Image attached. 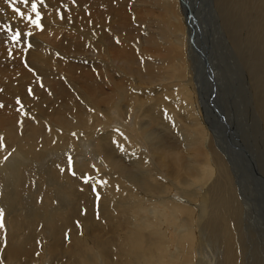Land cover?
<instances>
[{
    "label": "bare ground",
    "instance_id": "6f19581e",
    "mask_svg": "<svg viewBox=\"0 0 264 264\" xmlns=\"http://www.w3.org/2000/svg\"><path fill=\"white\" fill-rule=\"evenodd\" d=\"M63 1L76 3L75 0ZM96 1L104 4L108 10L103 11L101 21L94 24L100 29L101 36L85 35L76 30L85 37L83 46L52 49L67 58L79 56L94 59L90 62L92 65L82 63L86 66L84 68L97 70L99 76L107 78L111 92H104L101 81L94 86L93 77L88 71L90 75L81 85L80 97L90 102L81 99L79 102L76 100L78 96L72 97L55 79L61 74L56 71L55 75L42 76L53 92V107L30 119L27 129L22 132L15 126V113L0 115V166L3 169L0 174L5 177V180L0 179V211L6 216L2 221L6 226L3 230L7 231L5 237L0 235V249H3L0 263L15 264L22 259L26 264H39L44 252L45 255L61 253L69 264H91V258L86 254L91 251L89 244L94 243L100 255L94 259L101 260L102 264H250L246 261L249 259H245L244 250L245 232L248 242L254 238L253 233H249L253 232V213L248 216L245 211L248 208L245 182L249 167H245L246 171L240 169L237 158H245V153L238 150L236 139L232 143L223 131L234 137V125L237 124L234 115L240 112L237 117H242L245 108V92L240 93V90L247 87L249 111L254 114V110H258L259 123L253 122L255 134L264 137V0H204L202 9L198 3L191 4L189 9L191 0H160L162 9L157 6L158 0ZM0 7L5 8V15L9 19L19 22L22 31L32 30L44 38L50 36L49 29L52 32L58 30V11L52 4L40 11L47 14L41 28L27 19L28 16L35 19L31 9L26 8L28 4H16L24 16L13 11L11 0H0ZM158 10L163 11L159 26L155 23L153 27H145L141 30V36L137 29L131 27V11L135 14L142 11L154 14ZM110 11H114L117 21L104 23L103 18ZM187 19L192 26L195 21H204L205 26L197 24L199 29L189 35ZM209 20L212 25H209ZM106 31L113 32V36L105 34ZM195 33L199 35L193 36ZM135 37L140 40L141 50H132L130 46ZM218 38L219 46L222 41L232 50L231 60L233 55L242 57H238L239 63L233 61L226 67L227 78L218 65L221 61ZM87 42L88 46L85 45ZM141 56L161 59L146 61L140 68L136 58ZM34 57L46 58V66L57 64L53 56L47 55L42 48L34 51ZM57 66L61 67L59 64ZM66 68L70 72H81L79 66L75 68L66 64ZM212 68L213 75L210 71ZM237 72L243 74H237V84L241 80V86L237 88L239 98L231 100V108L236 106L237 111L233 114L227 106L224 112L223 100L226 95L233 94L229 85L233 84V76ZM129 79L128 87H124V81ZM175 84L176 92L171 93ZM174 95L178 100L171 99ZM4 98L12 102L17 99V94L6 92ZM115 105L116 113L124 121V129L104 130L111 122ZM133 114L138 117L132 122L133 132L129 133L131 125L128 127L126 121ZM24 118L28 119V116ZM206 120H212V123L209 125ZM239 124L242 127L241 121ZM208 127L214 130L213 135ZM74 130L80 131L88 145L96 150L100 156L99 160L96 157V165L105 169L96 177L97 182L91 185L92 188L96 186L94 191L78 170L80 168L85 176L88 175V168L92 167L90 162L80 163L78 171L70 169L69 159L36 168L46 153L69 148V151H73L71 157H74ZM170 130H174L177 136ZM241 132L245 135L242 129ZM133 136L142 139L148 149L138 147ZM109 137H114L115 147L119 145L128 154L132 171L126 167L127 164L123 166L110 152L104 151ZM9 151H13L12 159L17 162L15 166L3 161ZM263 156L261 160L264 163ZM24 161L26 166L30 164L32 167L22 169ZM259 174L260 179L251 184L253 189H260L257 190L258 195L264 192V175L262 172ZM46 178L51 182L45 183ZM9 182L14 185L15 192L3 187ZM55 182H59L60 186L54 191ZM237 186L240 189H236ZM89 187L91 193L96 195L97 219L93 222L89 212L91 204L87 200ZM173 191L181 202L168 196ZM16 192L19 195L13 198V203L22 207L13 214L9 212L14 205L7 204L12 203L8 197ZM24 194L30 200L40 202L31 213L28 211L32 205L22 200ZM58 196L62 202L65 197L69 205L66 206L64 202L57 206L60 200ZM256 199L263 201L261 197ZM6 206L9 212L5 211ZM29 214L31 220H25ZM41 218L45 219L44 223L40 221ZM84 229L89 230L84 232ZM46 231L52 236L50 246L44 245ZM105 236L109 240L103 242ZM61 243L64 246H60ZM170 246H175L173 252ZM258 261L256 257L252 264H259Z\"/></svg>",
    "mask_w": 264,
    "mask_h": 264
},
{
    "label": "rangeland",
    "instance_id": "374dc122",
    "mask_svg": "<svg viewBox=\"0 0 264 264\" xmlns=\"http://www.w3.org/2000/svg\"><path fill=\"white\" fill-rule=\"evenodd\" d=\"M75 1H76V3L69 4L68 2L66 3L63 0H44V3L42 5L38 6L39 11H41L42 9H46L47 7H49L50 4H52L57 9L58 16H59V20L56 21V28H58L57 32H52L51 29H49L48 31H49L50 36L49 37L46 36L44 38L40 37L38 35L39 33H35L32 30L31 31H29V30L22 31L21 28L19 27V22L15 21L13 19H9L5 15V8L0 7V76L2 75V77H0V104L3 105V107H0V115H7V114L13 115V113H15L16 114L15 126L19 127L22 132H23V129L28 128L29 123H27V122H29L30 119L36 118V114H38L39 112L44 111L50 107H53V103H52L53 99H54L53 92H52L51 88L48 86V84L45 82L44 78L42 77L43 75L44 76H50L51 74L55 75V74H57L56 71H59L61 74H59L55 79L62 84V86L65 88V90L72 97L78 96L76 100H78L79 102H80V99L82 101H85V102H90V100H88L87 98L80 97V95H81L80 90H81V88H83V86H81V85L84 84L83 83L84 79L86 77H89V75H90V74H88V71L91 73V75L93 77L94 86L96 84L100 83V81H101L103 84L102 86H103L104 92L105 93L111 92V91H109L110 90V87H109L110 84H109L107 78H103V77L99 76L97 70H89L88 68H84L86 66L83 65L82 63L91 64L90 62L93 61L94 59L92 60L90 58L88 59V57H81L80 58L79 56H75V57H70V58L75 59L74 61H72L70 58H67V57H64L63 55H61L57 50L52 49V48H57V47H61V48H65V49H70V48L75 49V48H79V47L83 46V44L85 43V37H82L80 34H78L76 32V30L82 31L85 35H91L92 34L93 36H101V32L99 31L100 29H97L94 24H98L99 21H101L103 11H108L106 9V6L104 4H100L96 0H90V1L86 0L87 2L86 1L82 2L79 0H75ZM213 2H215V0H213ZM31 3H32V0L28 3V7H26V8L31 9ZM194 3H198L199 8L202 9L203 5H204V0H191V3H190L188 8L191 9V4H194ZM157 6L160 9L163 8L160 0H158ZM88 7H92V9L91 8L89 9ZM87 11H89L90 13L89 12L87 13ZM162 14H163V11H161V10H158L154 14L146 13L143 11L135 14L134 11H131L129 13V23H130L132 28H135L139 31V35L141 36V35H143L141 30L145 29V27H148V26L153 27L152 24H155V23L157 24V26H159L158 21H159ZM212 15H213V13H211V18H212ZM46 16H47L46 13H44V14L41 13V25L44 23ZM33 17H35V14H33ZM106 18H103L104 23L109 21V20L117 21V19L115 18L114 11L108 12ZM217 18H218L217 22L219 23V27H221L222 23H221L220 17L218 15H217ZM187 22H188L189 35H190V33H194L195 29H199V26H197V24H199L202 27L205 26L203 23L204 21L202 23L195 21L194 26L189 24L190 20L187 19ZM209 25H212L210 23V20H209ZM220 30H221V32H223V25L220 28ZM17 33L20 34V39L18 41L12 39V37L14 35H16ZM105 34H107L109 36H113V32H111V31H106ZM180 35H178V37H180ZM198 35H199L198 33L193 34V36H198ZM109 41H111V40H109ZM113 42H114V38H113ZM88 44H89V42H87L85 45L88 46ZM130 46H131L132 50H139V49L141 50L139 38L135 37L133 39V41L130 43ZM227 46H229L228 39H227ZM38 48H42L47 53V55H52L53 58L55 59L56 63L61 65V67L58 68L57 64L53 65V66H46L44 63V61H46V58L36 59L34 57V51ZM217 48L221 54V58H219L221 61L218 62V65L220 64L221 69L224 71V76H225V74H228V73H225V72H227L226 67L229 66L231 63H233V61L235 63H239V60H240L239 58L242 59V57L241 56L236 57V55L235 56L233 55L232 60H231L232 50L227 48L226 45L222 41H221V46H219V38H218ZM1 49H3V50H1ZM235 49L236 48H234L233 51H235ZM227 50L229 52H227ZM148 56H150V55H148ZM79 58H80V60H78ZM153 59L157 60V59H161V58H159V57H145V56H141V57L136 58L140 68H142V64H145L146 61L153 62ZM40 60H42V61H40ZM221 63H222V65H221ZM66 64H71L75 68H77V66H79V69H81V72H80L81 77H79V75H80L79 70H77L76 72H70L66 68ZM80 66H82L84 69L81 68ZM223 68H225V69H223ZM231 70H234V68H231ZM210 71H212V75H213V68ZM237 74H240V76H242L243 73L237 72L236 75L233 76L234 77L233 84H235V86H232L233 84L229 85V90H231V92H233V94H231V96H229V95H226L225 93H223L224 95H226L225 100H223L224 112H225V106H227L231 110V111L229 110V112H232L233 114H235V112H237V111H236V106H233V108H231V100H233V98H239V90H237V88H239V86H241V80H239V84H237ZM210 75H211V73H210ZM225 78H227V76H225ZM243 78H245V77H241V79H243ZM129 82H131V79L124 81V87H128ZM202 83H203V81H202ZM211 84H212L213 88L216 90L213 81L211 82ZM175 87H176V84L171 88V93L176 92ZM225 89L226 88L223 86V90H225ZM6 92H12V93L17 94V99L15 101L8 102L4 98V94ZM224 92H226V91H224ZM244 92H245V108L241 113L242 117H237V116H239L240 112H239V114L234 115V117L237 118V120H236L237 124H239V121H241L242 127L240 126V124L238 126L239 128H237V124L234 125V126H236V130L234 131V137L228 132L225 133V131H223V133L226 135L225 137L229 141H231L232 143H234V140L236 139L238 150H242L245 153L244 154L245 158H242V157L237 158V163L240 166V169L245 170V167H249V171L247 172L248 174L246 177L247 182H245V187L247 188V190H245V192H247V194H245V195L248 199L247 200V207L248 208L245 209V211H247L248 216L253 213L252 214L253 216L251 219L253 222L252 227H251V231H253V232H249V233H253L252 236L254 238L250 242H248L247 241V232H245V238H246V241H245L246 246L244 247L245 259L246 258L249 259L246 261H248L250 264H252V263H254L256 257H258L259 258V261H258L259 264H264V192L262 191L259 194L260 195L259 196L257 194L258 193L257 190H260V189L258 187L257 188L254 187V189H253V187L251 185L254 180H256L257 178L260 179L261 174H259V172H262V174L264 175V163L261 160V156H263V154H264V137L260 134H258V136H256V134H255L253 122L255 124L259 123V119L257 117L258 110L257 109L254 110L255 115L251 114L252 112L249 111V107H248V103H247V97H248L247 87L241 88L240 93H244ZM175 95H174V97L171 98V99H174L173 101L178 100V97H175ZM198 97H199V92H198ZM168 101H170V100L168 99ZM116 104H118V100H117ZM221 106H222V104H221ZM102 107H104V106H102ZM115 108L117 109L116 105H115V107L113 106L114 110L112 109L111 122H110V124L107 125V128L104 127V130H111L112 128L115 129L117 127H118L117 128L118 130L124 129V127L122 126L124 121L120 118L119 113H116ZM24 116H28V119H25ZM136 117H138V116L137 115L134 116V114H133L126 121V125L128 127L131 125L129 127V133L133 132L132 122L134 119H136ZM214 117L216 118V116H214ZM232 117H233V115H232ZM223 119H225V117ZM40 121L44 123L43 120H40ZM209 121L206 120L205 122H207L210 125V123H212V120H209ZM236 121H234V122H236ZM209 127H208V129L211 130ZM241 129L243 132H245V135L241 132ZM256 130L258 131L259 128L257 127ZM170 131L173 133V135L177 136L176 134H174V132H175L174 130H170ZM79 132L80 131H78V130L73 131V140H74L73 144H74V146L76 144V146H75V150H76L75 156L76 157L75 156L71 157L72 156L71 154L73 151H71V150L69 151V148L62 149L63 151L61 150L60 152H58V151L50 152V153H48V155L46 153L45 155H43V158H41L39 163H37L36 168L40 169L41 166L44 167V165L46 166L49 164H56V163L60 162V160L61 161L66 160L67 161V159H71L73 165L71 164L72 166L70 169H73L76 171L79 170L81 176L83 177V180L87 181V183L89 182L87 185L91 187V185L94 182H97L96 177L100 176L102 174V172L104 173L105 169H103L102 167L100 168L96 165L97 164L96 163L97 162L96 157H98V160H99L100 156H98L96 150L94 151L88 145V143L83 138L81 132L80 133ZM211 132L213 135L214 130H211ZM239 132H241V138H239ZM78 133L81 135H79ZM242 134H243V136H242ZM132 138H134V141L138 142V145H139L138 147H140L141 149L143 148L144 150L148 149V147L146 146L145 142L142 139H138L136 136L135 137L133 136ZM109 139H110V141L106 142L105 145L106 146H107V144L108 145L110 144V145L107 147L104 146V148H106V149H104V151L105 152L108 151L107 153L110 152V155H112L114 158H116V160L120 164H123V166L124 165L126 166V164H127L126 167L127 168L129 167V169L131 170V160H129L130 158L127 157L128 154L126 152H124V149L122 147H120L119 145H116V147H115L114 137L113 138L109 137ZM84 141H85V143H84ZM108 148L111 151L114 150L113 151L114 153L111 152ZM79 151H81V152H79ZM119 151L122 152L123 155ZM118 152H119V154H118ZM12 153H13V151L12 152L9 151V153L6 156H4L3 161L5 162V164L9 163V164L15 166L17 164V162L14 159H12L13 158ZM115 153L117 156L115 155ZM218 153H220L219 150H218ZM14 155L17 156L15 152H14ZM51 155L53 157H51ZM45 156H47V157H45ZM90 156H91V158H90ZM119 156H121V157H119ZM58 158H61V159H58ZM83 159L85 161H83ZM127 159H128V161H127ZM255 160H259V162H255ZM263 160H264V158H263ZM89 162H90V166H92V167L88 166V167H90V168H88L90 173L85 176V172H81L83 170L79 168V165H80V163H82V164L87 163L88 164ZM103 162L104 161H102V164H103ZM261 162L263 163V166H261V164H262ZM75 164L77 166H75ZM27 167L31 168L32 165L29 164L26 166L25 161H24L21 164V168L26 169ZM21 168H20V170L23 172L24 170H22ZM77 168H79V169L77 170ZM257 168H259V170H257ZM129 169H128V171H129ZM0 170H3L1 166H0ZM94 170H96L97 172L94 173ZM97 173H99V175ZM0 177H1L0 178L1 180H5V177H3L2 174H0ZM93 178H94V180H93ZM47 181L51 182V180L49 178L45 179V183ZM11 184L12 183L9 182L8 183L9 187H8V185H4L3 187L7 188V189L11 188V190H13V192H15V189L13 187L14 185H11ZM57 186L58 187L60 186L59 182L54 183V185H53L54 191H55ZM94 187H96V186L93 185V188ZM91 188H90V193L88 191L89 189L87 188V195H88L87 200L91 204V209L89 212L91 213V216H93V218H92V222H93L97 219V217H96L97 211L95 210V208H96L95 207V200H96L95 196L96 195L91 193V191L93 189V188L92 189ZM9 189H8V191L10 192ZM236 189H240V187L237 186ZM93 191H94V189H93ZM88 193L91 194L90 195L91 198H90ZM0 194H2V193L0 192ZM95 194H96V192H95ZM18 195H19V193L16 192V193L12 194L11 197H8V200L12 201V203L7 204V206L10 204H13L14 207L11 209V212H9V210L7 209V206H6V208H5L6 212L16 214L15 212L18 211L22 207V205H20V204H14L13 203V198L17 197ZM92 195H94V196H92ZM174 195L175 196L177 195L175 191L168 194V196L170 198L173 197L171 199L177 200L178 202H181V201H179L181 198H179L178 195H177V197H175ZM93 197H94V200H93ZM256 197L257 198L261 197V199L263 201L256 199ZM22 200L24 202L32 205V208H30L28 211L29 213H31L33 210H35V207H38L40 204V202L30 200V198L28 196H26L25 194H24ZM61 200L62 199L60 198V200H58L59 202L56 201V202H58L57 206L58 205L60 206V204L63 205L64 202H65L66 206L69 205L67 200L65 199V197H64V202H62L63 200L62 201ZM254 212L256 215H254ZM256 212H258V213H256ZM94 214H95V216H94ZM30 216H31V214H29L26 217L27 219H25V220H31ZM261 216H262V218L260 219ZM5 219H6V216L3 213L2 220L4 221ZM40 221L42 223H44L45 219L41 218ZM5 227L6 226H4V228ZM3 229L0 230V235L5 237L7 231H5ZM88 230L89 229H84L83 231L86 232ZM167 231H168V229H167ZM1 236H0V238H2ZM108 236H105L102 238L103 242L109 240ZM44 240H46V243L44 244L45 246H50V243L53 242L52 236L50 235V233L48 231H46V234L43 236V241ZM256 241H257V243H254ZM217 243L220 244L221 241H218ZM96 244L99 245V243H96ZM253 245L259 246L261 249H259V248L257 249V247L253 246ZM36 246H39V244ZM60 246H64L63 243H61ZM95 246L96 245L94 243L89 244V248L91 251L86 254L87 255L86 257H89V259L91 258V261H92L91 264H102L100 262L101 260H95L94 259V257H97V258L100 257L99 253L97 254ZM174 248H175V246H170V251L173 252ZM0 250H1L0 259L2 260L3 249H0ZM38 250H39V247H38ZM94 251H95V253H94ZM251 256H252V259H251ZM41 258L42 259H40L38 262L39 264H67V263L69 264L70 263L67 259H65V260L63 259L61 253H55L52 255H45L44 252H42ZM0 264H4V263H0ZM15 264H26V263H25V261H23L21 259V261L19 260ZM88 264H90V263H88Z\"/></svg>",
    "mask_w": 264,
    "mask_h": 264
},
{
    "label": "snow or ice",
    "instance_id": "6c2138e0",
    "mask_svg": "<svg viewBox=\"0 0 264 264\" xmlns=\"http://www.w3.org/2000/svg\"><path fill=\"white\" fill-rule=\"evenodd\" d=\"M17 3H22L27 5L29 3V0H11V7L13 8V11L20 15V16H24L25 14L23 12H21L20 8L16 7ZM44 3V0H32L31 3V12L33 14H35V19H33L31 16H28L27 19H29V21L34 24L37 28H41V12L39 11V5H42ZM13 40L18 41L20 39V34L17 33L16 35H14L12 37ZM0 107H3L2 104H0ZM69 163V167H71L72 161L71 159H69L68 161ZM75 175V173H73ZM87 182V181H85ZM2 216H3V212L0 211V229L4 228V224L2 221Z\"/></svg>",
    "mask_w": 264,
    "mask_h": 264
}]
</instances>
